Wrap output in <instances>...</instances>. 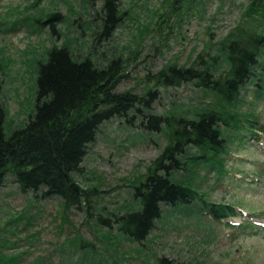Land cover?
<instances>
[{
	"label": "rangeland",
	"instance_id": "obj_1",
	"mask_svg": "<svg viewBox=\"0 0 264 264\" xmlns=\"http://www.w3.org/2000/svg\"><path fill=\"white\" fill-rule=\"evenodd\" d=\"M252 1L115 0L123 13L107 32L104 0H0V103L9 129L24 124L32 111L38 65L52 45L66 44L78 57L90 53L99 63L122 54L125 74L118 88L158 91L149 109L133 111L130 119L105 120L89 144L83 170L75 173L82 186L97 190L89 211L64 209L55 198H35L7 178L0 187V236L9 240H0L5 252H24L25 260L41 256L52 264L85 259L87 264H158L161 255L195 264H264L261 134L229 141L225 166L230 172L202 165L194 177L211 201L236 206V216L217 221L193 203L168 207L144 242L97 221L102 210L122 214L139 207L134 184L168 138L166 127L143 126L144 113H192L216 98L193 82L158 84L155 74L166 64L188 65L200 53L216 51L228 34L247 26ZM56 12L60 15L53 16ZM261 88L246 83L236 108L255 111L264 124Z\"/></svg>",
	"mask_w": 264,
	"mask_h": 264
},
{
	"label": "trees",
	"instance_id": "obj_2",
	"mask_svg": "<svg viewBox=\"0 0 264 264\" xmlns=\"http://www.w3.org/2000/svg\"><path fill=\"white\" fill-rule=\"evenodd\" d=\"M103 8L108 32L119 22L123 9L115 0H104ZM249 9L247 26L228 34L216 51L200 53L188 65L166 64L155 74L158 84L193 82L216 98L192 113H144L148 116L143 117V126L150 130L166 127L167 142L134 184L132 193L139 207L122 214L102 210L97 218L100 225L116 226L130 240L144 242L168 207L175 210L193 203L217 221L238 214L236 206L211 201L194 177L202 165L230 172L225 154L234 137H264V124L255 111L236 108L249 81L262 86L258 90L264 93V71L259 68L264 58V0H253ZM125 61L122 54L105 63L90 53L78 57L66 44L48 49L38 65L35 100L26 122L9 129L0 103V187L11 176L21 191L32 192L35 198H55L64 209L89 211L97 190L85 188L75 176L83 170L89 144L105 120L149 109L157 97L154 87L143 93L118 88ZM2 241L9 240L4 237ZM1 244L0 264L53 263L41 256L25 260L24 252L7 253ZM75 264H87V260ZM158 264L195 263L161 255Z\"/></svg>",
	"mask_w": 264,
	"mask_h": 264
}]
</instances>
